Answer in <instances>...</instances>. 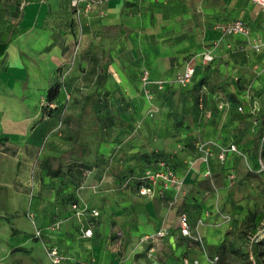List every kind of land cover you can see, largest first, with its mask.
<instances>
[{"label":"crops","instance_id":"obj_1","mask_svg":"<svg viewBox=\"0 0 264 264\" xmlns=\"http://www.w3.org/2000/svg\"><path fill=\"white\" fill-rule=\"evenodd\" d=\"M236 20L247 33H223ZM206 51L212 59L204 63ZM189 60L195 73L180 85ZM54 83L59 93L44 125L15 121L35 117L26 109ZM263 102L264 9L250 0H0L2 153L18 148L14 165L0 171L15 190L11 211L34 213L23 225L40 228L46 245L67 257L61 264H206V216L230 192L231 164L251 167L241 140L258 125ZM200 140L214 152L210 175ZM231 144L237 152L218 158ZM61 154L63 176L47 175L43 158ZM158 157L184 181L176 203L161 181L152 195L139 194L137 182L124 185L157 169ZM73 202L99 214L78 217ZM181 212L202 244L180 234Z\"/></svg>","mask_w":264,"mask_h":264},{"label":"rangeland","instance_id":"obj_2","mask_svg":"<svg viewBox=\"0 0 264 264\" xmlns=\"http://www.w3.org/2000/svg\"><path fill=\"white\" fill-rule=\"evenodd\" d=\"M30 55L26 48L25 50L19 48L20 59L32 61ZM21 88L27 90L24 86H21ZM38 98L35 96L32 99V105H29L28 109H26L31 111L30 109L34 107L33 111L36 112L35 117L28 116L26 118L29 119H25L24 116H17L16 120L14 118L13 120L26 122L34 118L39 119L44 125L55 105L54 102L47 101L46 96ZM19 104H27V102L23 101L22 103L19 101ZM259 105V110H255L254 112L259 121L258 125H254L252 130H248L241 140L243 150L247 152L250 165L253 169L257 167L260 150L264 163V142H262V138L264 137V112L262 110V103ZM16 107H18V103ZM5 118L7 119V117L0 116V129H2L3 119ZM250 118L252 119V117ZM250 118L247 121H250ZM58 119L59 116H54L55 122H58ZM0 134V166L8 164L11 167L16 162L18 148L15 149L14 144H11L2 153L3 147H1V144L3 142H1V138L4 136L1 131ZM86 134L89 139H92V133L88 132ZM257 139H259V145L256 150L254 143ZM11 141L14 143L13 139ZM235 146L237 149V145ZM23 152H26L25 154L28 156H33V153H30V151L23 150ZM232 167L237 170L229 173L230 182L232 183L229 195H226L222 202L217 203L213 207V210L209 211V216H206L205 221L211 223L210 226H207L211 241L210 244H205L204 246L209 257H219L222 245L226 247L224 251L230 249L226 253L224 260L220 262L218 258L215 264H255L252 255L250 256V260L253 262H249L250 260L246 259V253L251 252L253 244L264 236V176L259 173L254 174L255 172L250 170L248 165L245 164H231ZM6 175V173L0 171V264H53L46 253V241H44L43 235L36 236L35 234L40 228L30 230L23 225V222L26 220L30 222L34 220V213L29 211H11V201L14 199L15 190L12 186L11 176L8 174L7 177ZM254 210H259L263 213V228L252 231V225L246 220V216ZM13 214L16 216L18 214L21 218L15 219L12 217ZM57 214L56 216H58ZM201 221L204 222L202 218ZM58 222L59 219L52 224V227L57 228ZM197 222L200 223V221ZM10 227L19 229L21 233L13 235ZM205 261L208 264L207 260Z\"/></svg>","mask_w":264,"mask_h":264},{"label":"built area","instance_id":"obj_3","mask_svg":"<svg viewBox=\"0 0 264 264\" xmlns=\"http://www.w3.org/2000/svg\"><path fill=\"white\" fill-rule=\"evenodd\" d=\"M79 1L81 0H72V5L77 6ZM102 1V0H98ZM264 9V0H250ZM90 4H86L88 8ZM223 33L233 34V33H247V28L245 24L241 20H236L222 28ZM202 61L204 63L209 62L212 59V55L209 52H203L199 54ZM195 73V66L192 63V60H189L183 69V71L177 76V82L180 85H186L193 77ZM146 74V73H145ZM160 87V86H159ZM239 110H242V107H238ZM262 110L264 112V103L262 105ZM262 142H264V137L262 138ZM196 149L198 151V158L205 164V175H210L209 162L210 158L213 156L214 152L210 147L209 143L206 141H198L196 143ZM227 151H237L236 146L234 144L229 145L227 148L219 147L218 150V158L224 159ZM257 167L253 169L248 165V168L257 173H261L264 175V163L261 158V150L259 157L257 159ZM157 169H146L142 175L140 176H130L124 180V185H128L131 181L137 182L138 184V192L141 195H152L153 187L158 182L161 181L165 188L172 187L173 189V198L172 203H176L178 198L181 195L184 181L181 177L176 175L172 168L167 164L165 160L158 161ZM71 208L74 210V213L79 217L83 213H90L91 216L95 217L99 214L98 210L91 209L90 212L86 206H79L76 202L71 204ZM81 228L83 229L82 235L84 237L90 236L92 234V229L90 227H85L84 222H81ZM179 231L182 236L191 237L193 240L197 241L199 244H202V236L198 231L191 233L190 225L188 221V216L186 212H181L179 216ZM36 236H39L41 232L37 230L35 232ZM164 235L163 231H158L155 236L161 237ZM153 235L145 236V239L152 238ZM46 253L53 264H61L67 257L60 253L56 246H48L45 247ZM205 259L208 264H215L218 257H209L205 254ZM88 264V263H87ZM182 264H202L200 259L193 258L188 259L184 258Z\"/></svg>","mask_w":264,"mask_h":264},{"label":"trees","instance_id":"obj_4","mask_svg":"<svg viewBox=\"0 0 264 264\" xmlns=\"http://www.w3.org/2000/svg\"><path fill=\"white\" fill-rule=\"evenodd\" d=\"M58 93H59V85L57 83L51 84L46 93L47 101L49 102L55 101ZM258 145H259V139H257L254 143V148L256 150L258 148ZM62 160H63V154H61L58 157L45 156L42 161V167L46 170V174L49 176H60V177L63 176L64 171H63ZM160 160H165V159L160 157L155 159V161H160ZM254 174H258V173L255 172ZM246 220L249 221L250 224L252 225V229H251L252 231L263 228L262 225L263 213H261L259 210H254L250 212L246 216ZM10 230L13 235L21 233V231L15 227H10ZM225 248L226 247L224 245L220 247V253L218 257L220 259V262L224 260V258L226 257V253L230 250L229 249L228 251H224L226 250ZM251 255L253 256L252 258L255 264H264V236L258 239L253 244V248L251 249V252L246 253V259L250 260ZM249 262H253V261L250 260Z\"/></svg>","mask_w":264,"mask_h":264}]
</instances>
